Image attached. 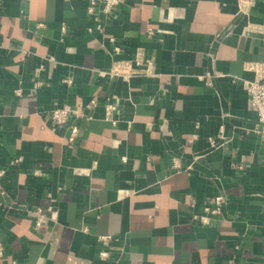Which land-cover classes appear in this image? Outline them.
Returning a JSON list of instances; mask_svg holds the SVG:
<instances>
[{"label":"crops","instance_id":"obj_1","mask_svg":"<svg viewBox=\"0 0 264 264\" xmlns=\"http://www.w3.org/2000/svg\"><path fill=\"white\" fill-rule=\"evenodd\" d=\"M237 2L119 0L105 21L0 0V264H264V140L235 82L264 72V0ZM137 57L146 74H105ZM92 99L69 143L49 111Z\"/></svg>","mask_w":264,"mask_h":264},{"label":"built area","instance_id":"obj_2","mask_svg":"<svg viewBox=\"0 0 264 264\" xmlns=\"http://www.w3.org/2000/svg\"><path fill=\"white\" fill-rule=\"evenodd\" d=\"M255 0H238V10L241 13H247L248 9L253 5ZM119 4V0H88L86 11L88 15L94 16L97 18L98 13L104 15V20L109 21L113 17L115 7ZM95 18V28L100 29L102 23L97 21ZM264 24L256 25L257 27H263ZM151 29H148V33H152ZM112 40V39H111ZM115 51H118L117 46L114 47ZM49 61H53L52 56H48ZM140 57H137L134 61L129 60H117L114 61L111 67L105 72V74L110 77L121 78L125 81H128L130 78L146 74V68L140 66ZM256 76L252 80L246 79H237V82L248 94V101L250 108L255 112L257 117V122L253 128V132L260 135L264 140V72H262L257 65L254 63ZM66 83H70V79H64ZM41 84V81L35 80L34 86L38 87ZM96 104L94 99L90 100L86 105L81 103L76 107H69L67 105L54 107L49 111V119L57 126H64L69 121H72L69 126V134L67 136V141L72 143L79 134V128L75 124L76 119L87 118V115L83 111L84 108H92ZM105 109V119L115 123L117 121L115 114L116 106L114 102H107L104 105ZM173 167L177 168V164L173 163ZM3 175V170H0V177ZM212 206H205V213L202 215H194V218H198L202 223H207L209 221L208 215H217L221 212L222 205L225 203V197L222 195H217L210 199ZM45 213L41 209H37V215L34 219V227H38L45 221ZM53 212L50 214V218H53ZM102 243L107 242L110 237L108 235H101L97 237ZM3 256V244L0 241V257ZM101 257H106L107 252L101 251ZM15 264V263H13Z\"/></svg>","mask_w":264,"mask_h":264}]
</instances>
